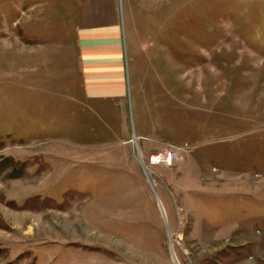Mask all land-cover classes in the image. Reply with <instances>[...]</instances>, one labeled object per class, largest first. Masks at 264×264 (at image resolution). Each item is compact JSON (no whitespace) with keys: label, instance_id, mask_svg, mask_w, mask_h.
<instances>
[{"label":"rangeland","instance_id":"obj_1","mask_svg":"<svg viewBox=\"0 0 264 264\" xmlns=\"http://www.w3.org/2000/svg\"><path fill=\"white\" fill-rule=\"evenodd\" d=\"M133 1L135 38L168 46L136 71L166 75L172 165L144 163L131 107L129 144L123 112L75 124L71 81L46 78L75 70L60 26L0 0V264H264V0Z\"/></svg>","mask_w":264,"mask_h":264},{"label":"crops","instance_id":"obj_2","mask_svg":"<svg viewBox=\"0 0 264 264\" xmlns=\"http://www.w3.org/2000/svg\"><path fill=\"white\" fill-rule=\"evenodd\" d=\"M22 3L28 4L23 13L30 15L32 10L42 9L37 15H49L53 18L52 26H60L61 38L55 40V43H60L70 52L75 61V70L68 71L69 54L63 58L64 75L47 76L51 79H65L70 80L69 92L65 94L69 106H73L71 115L77 123V118L83 116L85 113L86 119L97 116L101 121L105 122V126L110 128L114 119L119 117L123 112L124 128L126 135L131 134L128 127L127 111L129 107L133 110V119L135 123V132L133 138L138 145V151L144 155L153 151L161 150L175 143L171 140L162 141L159 136L154 133V130L160 127L161 120L159 118V111L166 112L172 106V93L170 100H166L168 90L165 83L166 75L156 74L152 70L151 65H146L144 73L137 72L138 56L144 49V60H153L156 58L155 53L157 49L161 50V59L166 58L168 48L163 41L155 39H138L132 33V24H134V15L131 12L126 15L123 5V14L120 9V0H21ZM128 9H132L130 5L134 2L129 0ZM160 1V2H159ZM168 0H140L139 11L149 7L151 3L154 5H162ZM170 1V0H169ZM147 6V7H146ZM150 6L149 9H151ZM154 7V6H153ZM146 9V10H149ZM143 14V12H140ZM139 14V16L141 15ZM128 17V20L127 18ZM128 24L131 27L128 28ZM63 32L74 33V39L66 40ZM70 35V34H69ZM63 36V38H62ZM72 48H74V53ZM138 49H143L139 51ZM158 53V55H159ZM73 62V61H72ZM148 64V63H147ZM132 65L136 68L132 71ZM65 69V68H64ZM50 72V71H49ZM50 74V73H48ZM29 78V76L25 77ZM76 81V82H75ZM80 81V82H78ZM80 84V87H78ZM79 88L81 90L79 94ZM164 88V89H162ZM161 91V94H159ZM166 91V92H164ZM139 102L141 106L137 112L145 113L146 119L142 116L134 115L133 99ZM136 95L139 99L136 98ZM159 98V99H158ZM77 104L80 108H77ZM145 105L146 107H142ZM172 110V109H170ZM147 112L150 113L148 118ZM172 115V114H171ZM173 116V115H172ZM82 119V118H81ZM120 119V118H119ZM88 124V121L86 122ZM162 127V126H161ZM164 127V126H163ZM146 129V131L144 130ZM159 130V129H158ZM156 130V131H158ZM93 129L91 130V132ZM172 137L173 133L167 130L165 132ZM129 137L120 138L117 140L118 145L129 144ZM100 138V137H99ZM107 137L99 139L100 143L104 145H113L111 140ZM167 139V138H166ZM76 144H83L78 143ZM85 145H88L84 142ZM93 144V143H92ZM89 144V145H92ZM188 144V143H187ZM189 145V144H188ZM128 146V145H127ZM122 148V147H121ZM121 148H119L121 150ZM88 149V147H85ZM126 158V157H125ZM83 164V163H81ZM21 210V209H18ZM27 212V210H23Z\"/></svg>","mask_w":264,"mask_h":264},{"label":"built area","instance_id":"obj_3","mask_svg":"<svg viewBox=\"0 0 264 264\" xmlns=\"http://www.w3.org/2000/svg\"><path fill=\"white\" fill-rule=\"evenodd\" d=\"M182 150L184 151V147L180 148L176 145L163 150L151 152L144 160V163L150 166L172 165L175 160L178 159Z\"/></svg>","mask_w":264,"mask_h":264},{"label":"bare ground","instance_id":"obj_4","mask_svg":"<svg viewBox=\"0 0 264 264\" xmlns=\"http://www.w3.org/2000/svg\"><path fill=\"white\" fill-rule=\"evenodd\" d=\"M174 255V254H173ZM178 258V257H177ZM175 259V262H176V264H180V262L179 261H177V260H179V259Z\"/></svg>","mask_w":264,"mask_h":264}]
</instances>
